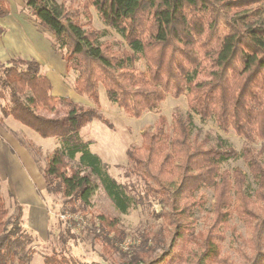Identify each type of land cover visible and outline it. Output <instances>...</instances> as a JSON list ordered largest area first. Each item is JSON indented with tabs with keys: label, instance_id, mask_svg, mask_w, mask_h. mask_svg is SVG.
I'll return each mask as SVG.
<instances>
[{
	"label": "trees",
	"instance_id": "obj_1",
	"mask_svg": "<svg viewBox=\"0 0 264 264\" xmlns=\"http://www.w3.org/2000/svg\"><path fill=\"white\" fill-rule=\"evenodd\" d=\"M49 1L24 0V4L35 22L53 35L64 69L77 73L73 82L77 95L98 106L101 87L109 102L136 119L157 112L167 96H185L187 101L185 115L178 110L172 114L171 134L163 116L153 130L142 133V147L134 158L158 198L155 216L163 225L139 234L138 243L122 253L126 264H173L176 240L186 252L177 257L182 264H234L227 255L215 253L232 215L249 231V255L241 252L245 264H264V164L252 150L245 151V163L256 181L249 196L246 176L239 169L216 181L221 163L234 152L206 147L192 133L196 115L212 119L224 133L231 130L249 143L264 144V0H88L87 5L122 37L128 49L121 50H114V43L96 45L103 33L91 29L78 11L62 4L54 8ZM9 12L7 0H0V18ZM141 59L144 70L135 66ZM7 64L0 76L1 116L62 145L46 159L42 174L47 190L59 195L69 212L87 219L93 193L90 178L69 168L64 158L74 160L78 154L79 163L120 199L121 189L80 137L94 119L109 126L97 107L52 95L50 80L36 60L12 58ZM202 186L213 187L211 217L201 232H195L190 208L181 200L187 201ZM22 215L23 207L17 205L9 219L0 196V264L14 260L12 246L22 235ZM99 225L101 233L96 228L92 233L102 254H121L118 245L126 235L102 221ZM29 258L30 254L17 263L26 264ZM43 263L100 264L76 262L58 253L44 256Z\"/></svg>",
	"mask_w": 264,
	"mask_h": 264
},
{
	"label": "rangeland",
	"instance_id": "obj_2",
	"mask_svg": "<svg viewBox=\"0 0 264 264\" xmlns=\"http://www.w3.org/2000/svg\"><path fill=\"white\" fill-rule=\"evenodd\" d=\"M20 1L10 2L13 15L6 23L9 32L0 36V76L3 68L9 66L8 58L36 60L41 66V72L50 80L52 95L68 97L82 107H97L109 126L94 119L80 131V137L88 145L90 152L99 157L107 176L121 189L123 196L120 195V199L114 195L112 197L106 190L105 183L89 168L79 163L78 154L74 160L64 157L69 168L79 169L90 178L93 187L87 219H83L78 213L69 212L64 200L47 190L42 174L47 157L55 150H62L59 140L42 139L10 117L3 118L0 113V196L3 197V205L7 209L9 219L16 214L17 205L23 207L22 235L12 246L15 251L12 264H18V259L28 254L30 258L26 264H44V256L54 253L72 257L80 263L126 264L127 259L122 253L138 243L139 234L152 233L163 225L155 216V212L160 209L158 198L149 189L151 182L144 177L134 158L142 147V133L153 130L159 116H163L166 119L167 131L171 134L172 114L178 110L185 115L188 110L186 98L180 96L175 99L167 96L157 112H146L136 119L126 116L115 104L109 102L103 89L99 87V105L94 106L86 96H79L74 92L73 82L77 73L64 69L62 52L58 49L53 35L35 22L24 3L23 8L18 5ZM87 2L88 0H50L49 4L54 8L62 4L70 10L78 11L84 22H90L91 29L103 33L95 42L96 45L102 42L114 43V50L128 49L116 30L107 26ZM4 24L5 22H2V25ZM220 28L222 30L223 26ZM25 34H28L27 40ZM15 38L21 39L22 42L8 44V41ZM47 47L48 53L45 49ZM135 66L144 70L145 61L141 59ZM0 103L3 104L2 101ZM192 122V133L197 134L206 147L234 152L232 157L221 163L216 181L222 174L230 176L234 169H239L246 176L245 192L253 196L256 181L248 170L244 154L250 149L264 164V144L249 143L231 130L224 133L212 119L201 120L193 115ZM23 177L33 189H26ZM212 201V186H202L191 194L190 199L181 200L182 205L185 202V206L190 208L195 232H201L207 226L211 217ZM179 207L186 209L181 205ZM100 221L111 226L112 231L126 235V239L118 245L121 254H102L101 245L93 239L92 233L94 228L97 233H101L98 229ZM248 237L249 231L245 225L232 215L228 219L225 239L218 244L215 253L220 256L227 255L234 264H245L241 252L247 251ZM173 253V264H182L177 257L185 255L186 252L179 240L173 245ZM243 253L249 255V251Z\"/></svg>",
	"mask_w": 264,
	"mask_h": 264
},
{
	"label": "crops",
	"instance_id": "obj_3",
	"mask_svg": "<svg viewBox=\"0 0 264 264\" xmlns=\"http://www.w3.org/2000/svg\"><path fill=\"white\" fill-rule=\"evenodd\" d=\"M7 2H8V5H9V10H10V12H9V15L8 16H6V17H4V18H0V27L3 29V33L0 35V36H3L4 34H6V33H8L9 31H8V29H6V23L9 21V19L11 18V16L13 15L12 13H13V10L10 8V2L12 3H15V0H7ZM24 2H22V0L20 1V3L18 4V5H20V7L22 6V8H23V6H24V4H23ZM23 4V5H22ZM22 8L20 9V10H22ZM15 11V10H14ZM5 19H7V20H5ZM2 22H5V24L4 25H2ZM21 23V22H20ZM28 35V34H27ZM26 34H25V40H27L28 39V36H27ZM17 38H18V36H17ZM17 38H15V39H11V41H8V44H11V43H13V42H18V44L19 43H21L22 42V40L20 39H17ZM27 38V39H26ZM27 42V41H26ZM46 49V51H47V53H48V47L47 48H45ZM16 58H20V57H16ZM9 59H12V58H8L7 60H9ZM22 59H25V58H22ZM25 60H29V59H25ZM24 178V177H23ZM24 180H25V178H24ZM25 186H26V189L28 190L29 188H31V189H33L32 188V186L29 184V182L27 181V180H25ZM34 195H35V197H37L36 196V194L34 193Z\"/></svg>",
	"mask_w": 264,
	"mask_h": 264
}]
</instances>
